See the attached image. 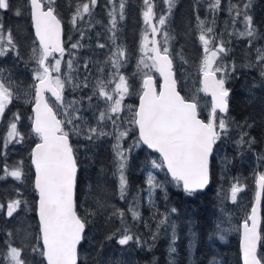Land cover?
<instances>
[{
    "label": "snow or ice",
    "instance_id": "6c2138e0",
    "mask_svg": "<svg viewBox=\"0 0 264 264\" xmlns=\"http://www.w3.org/2000/svg\"><path fill=\"white\" fill-rule=\"evenodd\" d=\"M163 3L166 7L158 12L155 0H142L141 16L145 28L141 34L136 71L130 77L121 71L127 65L128 51L124 45L116 43L119 24L126 19L127 0H105L103 7L107 9L108 17L105 28L111 33V48L105 59L97 62L95 78L90 80L89 61L82 65L86 74L83 77L75 75L81 65L76 61L75 53L65 47L64 22L58 0H21L15 6L11 0H0V128H3L0 133V181L11 178L18 185L25 183L28 176L25 161L21 159L10 164L8 156L10 146L23 145L31 136L34 139L28 160L34 170L31 187L35 194L30 204L21 189L15 187L11 196L0 199V214L6 222L19 220L22 211L34 212L36 216L34 225L0 229L3 232L0 264H80V249L89 240L88 227L98 215H104L106 222L113 219L121 222L120 228L104 236L105 241L114 240L122 248L130 243L137 246L146 243L127 226L124 210L99 199L94 201V208L86 206L87 200L78 203L81 140L87 142L82 145L86 150L102 139L113 141V175L118 177L121 200L128 194L126 171L132 153L146 147L158 154L146 159L145 167L150 165L152 170L165 171L169 179L161 181L153 171H147V188L142 191L147 192L148 204L154 210L151 219L155 221V231L149 234L154 241L162 229L170 228L173 245L177 239V225L171 216L177 209L172 207L160 212L156 208L155 194L163 192L167 200L166 183L174 184L187 195L206 189L213 179L215 153L220 145L227 141L238 149L247 147L251 150L256 143V138L248 131L252 124L248 120L240 123L230 115L229 98L233 89L228 86L239 78L242 69L258 72L264 84V45L255 44L264 39V33L260 32L250 12L253 0H227L226 4L223 0H196L197 39L202 49L198 66L200 78L199 86L188 95H182L184 86L174 70V57L169 48L173 38L167 25L175 0H163ZM98 5L99 0H67V7L71 9L68 22L71 30L79 33V39L70 43L71 50L84 47L81 41L86 32L101 23L95 20ZM202 5L206 6L211 19L200 17ZM10 11L17 17L26 14L30 20L33 34L27 60L21 55V45L12 28H6L4 24V13ZM221 11L228 14V19L224 21V31L217 32V17ZM238 24L243 27L238 28ZM225 34L246 42L239 64L235 59H229L232 41L224 39ZM157 36H162L163 42ZM67 40L72 41V35H68ZM96 47L104 49L108 45L98 42ZM66 52L69 58L65 60ZM177 55L183 63H188L182 54ZM8 58L23 63L25 68L30 63L34 65L31 83L26 88H21L22 82L14 80L11 69L5 66ZM154 74L161 78L159 84ZM134 77H139L138 87ZM68 93L78 95L68 99ZM133 95L138 103H126V98ZM204 97H210V100H204ZM21 100L31 105L27 134L20 127L22 113L12 111L10 107ZM85 112H91V121ZM204 112L207 115L201 118ZM72 137L78 138L76 144ZM258 159L264 161V155ZM223 161L225 165L230 163L227 156ZM256 185L259 190L255 203L240 225L243 264H264V254L258 251V246H264L259 218L264 172L258 175ZM242 190L239 181L230 185L228 192L233 203L237 202ZM225 196L229 198L228 193ZM133 200L135 206H130L127 212L134 221H140L139 193ZM145 227L152 225L145 222ZM217 229H220L219 225ZM18 236L20 243H17ZM219 238L223 240L224 236ZM169 252L175 253L176 248L170 245Z\"/></svg>",
    "mask_w": 264,
    "mask_h": 264
},
{
    "label": "trees",
    "instance_id": "16d2710c",
    "mask_svg": "<svg viewBox=\"0 0 264 264\" xmlns=\"http://www.w3.org/2000/svg\"><path fill=\"white\" fill-rule=\"evenodd\" d=\"M15 6L21 3V0H11ZM195 0H175V7L172 10V14L169 17L167 31L173 38L169 42L170 52L174 57V70L177 72L175 61L178 59L181 61L178 53L182 54L188 61L185 63L187 66L198 65L202 49L197 39L198 31L196 29V17L194 13ZM233 2H243V0H233ZM60 8L58 9L63 18L64 30H65V47L75 53V59L81 65L80 71L75 75L83 77L84 72L82 65L85 61H89V71L92 73L93 60L91 55L92 44V32L87 31L85 38L81 41L84 47L71 50L70 43L76 42L79 39V33L71 30L69 24V16L71 9L67 7V0H58ZM157 5V11H162L166 5L163 0H155ZM227 0H223V4H226ZM142 0H127V6L125 9L126 19L119 24L117 44H122L126 47L129 55L136 60L139 59V44L141 34L145 28L141 16ZM97 10V9H96ZM95 10V14L97 11ZM199 8V15L204 18L207 15H201ZM253 15L254 23L258 26L261 33H264V0H253L252 8L250 10ZM102 21L107 25V9L104 8V12L99 14ZM209 18V16H208ZM222 18L228 19V14L222 12L217 17V22L220 24ZM210 19V18H209ZM4 24L6 28L10 27L13 30V34L17 36L18 43L21 45V55L27 60L32 36V28L30 20L27 15L15 16L12 11L4 13ZM19 29L20 31H17ZM107 41L106 45H111L109 36L111 33L106 32ZM72 35V41L67 40V36ZM158 39L163 42L162 36H157ZM225 38V36H224ZM232 43L229 47L232 49L229 59H235L239 64L244 50L245 41L236 40L235 37L231 38ZM256 46L259 42H255ZM111 48V46H110ZM68 53L65 54V60L68 59ZM133 58V61H134ZM15 65V66H14ZM5 66L11 69V74L14 80L21 83V87L29 85L31 83V68L34 67L31 63L28 68H25L23 63H16L11 58L5 61ZM64 70L67 71L66 66ZM239 78L232 80L229 83V87L233 89L232 95L229 98L230 115L238 122L243 123L248 120L252 124V127L248 129L251 136L256 138V143L249 150L247 147L238 149L231 142H225L219 146L229 156L227 173L232 178L238 177L246 179L249 183V187L254 189L255 177L257 174L264 172V161L258 159L260 155H264V84L261 83L258 72L241 70L238 74ZM92 80V76H90ZM159 81L157 80V83ZM78 93H68L67 98L72 99L73 96ZM185 95V92H182ZM12 111H20L22 113L21 130L26 134L29 132L31 116L30 104L23 103V100L17 101L13 106H10ZM203 113H202V117ZM3 132V128H0V133ZM235 135V133H233ZM33 137L29 136L23 145L17 144L14 148L10 146L8 162L12 163L16 159H23L25 161V170L28 173L24 186V198L27 199L30 204L34 200V192L32 191L31 181L34 177L33 169L30 167L28 160V154L30 146L33 143ZM77 137H72L73 143L76 144ZM86 144V141H83ZM81 145V142H80ZM21 154V156L12 158V154ZM99 155L101 152L97 150H90L86 153H82L79 150V160L81 162L80 171L78 173V188L77 199L78 203L82 194L88 189V192L96 194V199H101L102 187L105 183L109 188V181L104 178L98 177V170L101 165L95 167V163L88 169L86 166L90 163V159L94 158L95 153ZM83 154H87L86 157ZM144 163L138 165L137 158L131 160L128 163L126 171L128 179V197L131 198V203L135 206L134 196L139 193V211L142 219L140 221H134L129 228L135 231V234L141 237L144 244H150V248L146 250L144 247L134 249L135 259L138 264H241L240 249H239V227L242 222L241 217L237 219L239 212L236 207H232L226 199H222L219 194L221 185V173L218 164L214 160L213 164V179L210 186L200 192L193 195H187L180 188H177L172 183H166L168 199H164L163 192H157L154 196L156 202V208L160 212H164L166 209L175 207L177 212L172 214L171 219L177 225V239L175 244H172L171 229H162L158 238L152 240L150 232L155 231V221L151 219L152 212L154 211L148 204L147 192L142 191L147 188L146 174L149 170V166L145 167V161L150 156H158L155 153L149 152L144 148ZM95 156L96 159L102 158L101 156ZM94 158V159H95ZM105 161V160H104ZM107 162H104L106 164ZM103 164V165H104ZM95 167V169H94ZM83 168V169H82ZM86 171L87 174L82 173ZM256 174V176H255ZM155 175L161 181L169 179L166 177L165 171H158ZM7 181H0V199L5 197L2 187H5ZM90 186V187H89ZM88 187V188H87ZM97 189V190H96ZM113 190V186H111ZM111 195V194H110ZM124 205V204H123ZM225 211L231 212L236 225L230 230L223 229L224 221L223 216ZM81 212V211H80ZM262 214V228H264V191L261 203ZM29 216L32 225L35 224L36 216L34 212H29ZM101 219V216L98 217ZM145 222L152 225L151 228L145 227ZM104 227V224H102ZM217 225L220 229H217ZM20 226L18 220L5 221V218L0 214V229L12 230L17 229ZM220 235L224 236L223 240H220ZM3 232H0V247H2ZM174 246L176 248L175 253L169 252V247ZM260 253L264 251V248H259ZM80 264H92L80 261Z\"/></svg>",
    "mask_w": 264,
    "mask_h": 264
},
{
    "label": "rangeland",
    "instance_id": "374dc122",
    "mask_svg": "<svg viewBox=\"0 0 264 264\" xmlns=\"http://www.w3.org/2000/svg\"><path fill=\"white\" fill-rule=\"evenodd\" d=\"M104 3H105V0H99V5L96 8L97 13L95 14V20H99L101 21V23L95 24L94 27L91 28V32L93 35V38H92L93 41L91 44V55H92V60H93V68H92V73H91L92 80H94L95 75H96L97 62L103 61L105 59L106 55L109 54L110 46H111L109 45V48H104V49H99L96 47L98 42L105 43L107 41V36L105 34L107 32L105 28L106 24L102 21V18L99 15L104 12V8H105L103 7ZM201 8H202V10H200L201 15L203 14V15L209 16V14L205 10L206 6L202 5ZM222 12L224 11H221L219 15ZM209 18L211 19V16H209ZM225 20H227V18L226 19L222 18V21L220 24L217 22V28H216L217 32L224 31V21ZM237 27L242 28L243 25L238 24ZM231 30L232 29L229 28V31ZM231 38L232 37H228L227 35H225L224 39L228 40ZM257 41L259 42L258 46L264 45V39H260ZM133 58L128 53L127 65L125 68L121 70L125 75L130 76V77L132 73L136 71L137 60L134 58V61H133ZM175 65L177 68V74L180 77L181 85L184 86L185 95H188L190 92L194 90L195 87L199 86L198 85V80L200 78L199 73H198L199 64L187 66L185 63L177 59L175 61ZM145 71H147V69H145ZM154 75L157 78V74H154ZM133 81H134L135 86L138 87L140 83L139 77H134ZM27 86L28 85H25V86H22L21 88L23 89V88H26ZM200 95L203 97L202 93ZM203 99L209 100L207 97H204ZM93 102L95 103L96 101L94 100ZM137 102L138 100L135 95L129 98H126V103L128 104H137ZM85 103L87 102L85 101ZM204 113L207 114L206 112ZM84 115L87 116L89 120L91 121V112H85ZM80 142H81V146L79 150L82 153H86L90 150H97L101 152V154L103 155L101 158L103 161V164L104 162H107L106 164L101 165L99 170L97 169L98 177L107 179L109 181V188L106 183L103 186H101L102 190H100V193L102 192V195H101V199L99 200H103L108 205L124 210L126 213V218H125L126 224L128 227L130 225L132 227L134 220L131 218L130 213L127 212L128 208L130 206H133L131 203V198L128 197L127 199H124V200L120 199L119 190H118V177L113 175V172L115 171V167L113 164V151L111 147V144L113 143V141L110 138L102 139L100 141H97L94 146L90 145L87 150L82 146L84 145L83 140H81ZM128 143H131V140H129ZM98 155L99 154L97 153V156ZM19 156H21V154H16L15 152H13L12 154V158H16ZM83 156L86 157L87 154H83ZM225 156L229 158V156L223 149L218 148V150L215 153L214 160L218 164L220 170H222L221 177H220L221 185L219 189V194L222 197V199H226L232 207H236V210L239 212V214H242V215H238L237 219H240V216H242L241 220L243 221V219L246 218V216L249 214V210L252 204V199L254 197L255 187L254 189H251L248 185L249 183L244 178L238 177L235 179L234 177L231 178L228 175L227 173L228 163L227 165H225L223 161V158ZM94 158H92V162L95 163ZM149 158H154V157L150 156ZM18 160L20 159H16L14 160V162ZM96 160H99V159H96ZM149 170L153 171L154 175L156 172L159 171V170H152L150 168V165H149ZM237 181H239V184L242 186L243 190L240 193H238L237 202L233 203L230 200V193L228 192V190L230 188V185ZM254 185H255V182H254ZM23 186L24 185H18L17 182L9 178L8 182L5 184V187H2V191L4 192L5 197L11 196L13 194V189L15 187H19L24 194ZM111 186H113V190H111ZM87 190H85L84 194L81 195L79 203L87 200L86 206L89 208H94L95 207L94 201L97 200L95 198V195H96L94 193L95 190L93 191V193L88 192ZM226 193H228L229 198H226L225 196ZM80 211H81V214H83L84 209L81 208ZM100 216H101V219L99 220L98 217ZM18 221L20 222L19 228L27 227V225L32 224L30 216H29V212L22 211L20 213V219ZM223 221H224V227L222 228L226 230H230L236 225V222L233 218V215H231V212L228 213L227 211H225L224 216H223ZM102 224H104V227ZM120 227H121V222L119 219H113L111 221L106 222L104 215H98L97 217H94L93 223L89 225L88 230H87L89 240L85 242L80 249V261L87 262V263L89 262L92 264H113L114 261H119L120 264H138L135 259L134 249L144 247V249L146 250L147 248H150L149 243L143 244V246H137L135 243H130L128 246H124L122 248L121 246L117 245L114 240L113 241L104 240L105 235H107L108 233L112 231H115V229L120 228ZM261 230H262V234H264V228L261 227ZM133 233H135V231H133ZM20 242L21 240H20V237L18 236L17 243H20ZM260 247L264 248V246H260ZM261 253L264 254V251H262ZM28 255H29V258H31V254H28Z\"/></svg>",
    "mask_w": 264,
    "mask_h": 264
},
{
    "label": "water",
    "instance_id": "95a60500",
    "mask_svg": "<svg viewBox=\"0 0 264 264\" xmlns=\"http://www.w3.org/2000/svg\"><path fill=\"white\" fill-rule=\"evenodd\" d=\"M151 38V37H150ZM157 39H158V37H157ZM160 77H159V75L157 74V78H156V80H158L159 82H160ZM159 82H158V84H159ZM46 95H50V94H46ZM209 100H210V97H207ZM138 103V102H137ZM30 111H31V107H30ZM31 115H32V112H31ZM146 148V147H145ZM147 149V148H146ZM148 150V149H147ZM149 152H151V150H148ZM158 155V154H157ZM33 174H34V170H33ZM258 175L259 174H257V176H256V178H255V191H254V197H253V199H252V204H251V206L255 203V196H256V192L259 190L258 188H257V185H256V179H258ZM34 178V177H33ZM210 186V185H209ZM208 186V187H209ZM207 187V188H208ZM206 188V189H207ZM206 189H204V190H206ZM204 190H201V191H198V192H196V193H200V192H202V191H204ZM262 197H263V191L261 192V201H260V208H259V218H260V224H261V227H262V214H261V203H262ZM250 211H251V207H250V210H249V214H250ZM241 225V224H240ZM239 236H240V242H239V249H240V260H241V264H243V253H242V249H241V238H242V229L239 227ZM259 247L260 246H258V250H259Z\"/></svg>",
    "mask_w": 264,
    "mask_h": 264
},
{
    "label": "flooded vegetation",
    "instance_id": "af4514ba",
    "mask_svg": "<svg viewBox=\"0 0 264 264\" xmlns=\"http://www.w3.org/2000/svg\"><path fill=\"white\" fill-rule=\"evenodd\" d=\"M225 35H227V34H225ZM207 114H205V113H203V117H205ZM144 148H142V149H137L135 152H133L132 153V157L130 158V160L129 161H131V160H135L136 158H137V161H138V165L140 166V165H143V163H144ZM95 156H97V153H95ZM100 156V155H99ZM94 164V162H92V159H90V163L86 166V168L85 169H88V168H90L92 165ZM99 165H103V161H102V159L99 157V160H96V158H95V167H97V169H98V166ZM95 167H94V169H95ZM83 169V168H82ZM85 169H84V171H82V173H84V174H87L86 173V171H85ZM87 190V189H86ZM83 195V194H82Z\"/></svg>",
    "mask_w": 264,
    "mask_h": 264
}]
</instances>
